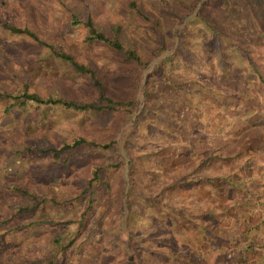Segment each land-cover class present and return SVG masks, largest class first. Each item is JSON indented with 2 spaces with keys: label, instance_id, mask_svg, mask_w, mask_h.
<instances>
[{
  "label": "rangeland",
  "instance_id": "obj_1",
  "mask_svg": "<svg viewBox=\"0 0 264 264\" xmlns=\"http://www.w3.org/2000/svg\"><path fill=\"white\" fill-rule=\"evenodd\" d=\"M128 1L0 0L1 22L29 25L47 40L66 43L78 59L91 60L102 71L108 88L114 92H119L122 82L121 54L99 45L82 44L83 28L69 23V7L76 11L89 9L103 24H122L121 36L127 46L152 43L157 38L152 24H160L162 36L172 42L171 58L162 60L169 52L154 57L140 75L138 109L115 133L116 147L111 151L121 162L116 168L106 166L113 159L109 152L100 155L88 151L85 160L79 158L58 168L51 156L23 151L28 140L46 146L79 133L104 138L112 132L114 112H63L48 128L34 120L27 131L23 114L13 111L0 116V264H68L59 246L70 242L66 253L73 264H159L156 258L161 252L153 248L149 237L137 246L140 227L136 221H148L146 218L156 212L152 209L146 213V209L157 207L151 200L158 198L155 184L160 181L159 171L166 168L161 175L169 181L183 174H177L176 166L181 163L173 158L175 150L180 147L188 152L206 147L192 137L196 133L190 124L194 112L203 109L201 104L194 105L197 94L192 89H202L208 99L215 101L218 88L212 85L231 82L243 86L246 81L242 75L247 70L255 75L252 86L257 89L250 95L242 94L256 104L245 102L243 109L249 114L258 111L254 121L263 124L264 84L256 77L258 72L264 75V0H227L228 4L208 2L204 6L200 0L180 23L164 13L163 6H172L174 0H138L149 18L137 15ZM43 54L44 50L30 37L12 35L0 26V88L12 90L27 82L30 88L66 97L84 98L90 94L92 87L84 78L73 76L54 61L46 62ZM223 69L226 71L218 74ZM221 115L229 118L224 110ZM100 164L103 166L98 178L84 192L92 169ZM14 185L28 188L38 197L53 193L65 203H46L33 211L19 212L26 202L22 194L10 190ZM90 194L89 222L81 229L78 220ZM142 198L150 199L147 205H138L137 200ZM135 222L136 226H129ZM56 237L60 245L55 244Z\"/></svg>",
  "mask_w": 264,
  "mask_h": 264
},
{
  "label": "crops",
  "instance_id": "obj_2",
  "mask_svg": "<svg viewBox=\"0 0 264 264\" xmlns=\"http://www.w3.org/2000/svg\"><path fill=\"white\" fill-rule=\"evenodd\" d=\"M242 76L246 81L243 86L231 82L212 85L218 88L215 101L194 88V105L201 104L203 109L194 112L190 124L196 133L192 137L206 147L175 150L173 158L181 165L174 169L183 174L169 181L161 175L166 168L159 171L160 181L155 184L158 198L151 200L157 207L146 209V213L153 209L155 214L146 218L148 221L129 225L140 227L137 246L146 236L153 248L163 253L158 254L156 263L264 264V121L255 123L258 111L244 112L245 102H256L247 101L242 93L250 95L257 86H252V73L246 70ZM223 110L228 119L221 115ZM139 200L138 205L150 201Z\"/></svg>",
  "mask_w": 264,
  "mask_h": 264
},
{
  "label": "trees",
  "instance_id": "obj_3",
  "mask_svg": "<svg viewBox=\"0 0 264 264\" xmlns=\"http://www.w3.org/2000/svg\"><path fill=\"white\" fill-rule=\"evenodd\" d=\"M199 1L174 0L172 6H163L164 13L170 19H173V21L180 23L196 8ZM208 2L228 4L227 0H203L202 6ZM127 5L137 15L149 18L138 0H129ZM69 10V23L72 26L81 24L83 28L80 39L82 44L99 45L114 53L121 54L120 61L122 64L119 66L122 70V82L119 92L110 90L102 71L91 60L78 59L74 53L67 49L66 43L47 40L32 26L0 21V26L12 35H25L30 37L34 45L44 50L43 59L46 62L54 61V63L58 64V67H61L73 76L84 78L92 87L90 94L84 98L66 97L55 92H41L36 88H30L27 82L12 90L0 88V116H6L13 111L23 114L27 117V121L25 122L27 131V127L29 128L31 122L34 120L40 127L48 128L58 120L63 112H79L83 113V115L114 112V118L111 124L112 132L104 138L96 139L79 133L61 139L58 144H49L46 146L28 140L23 145V151L29 154L51 156L53 163L58 168L69 166V164L74 163L79 158L85 160L84 155L88 154V151H97L100 155H107L109 152L108 156H112L113 159L106 166L110 169L116 168L121 162L120 157L116 158L117 153L111 151L116 147L115 133L118 132L123 123L134 115L138 109L140 75L154 57L169 52L162 60L171 58L170 51L172 42H169V40L162 36L160 24H152L151 29H154L153 33L157 35V38L152 43L145 47L139 46L140 48L136 45L127 46L122 39V24L119 22L103 24L93 17L89 9L76 11L69 7ZM200 10L201 8L197 12V15ZM154 68L155 66L152 67L150 72H153ZM256 78L259 83L264 84L263 74L258 72ZM176 91L178 93L179 90L176 89ZM192 93H195L194 89H192ZM179 99L182 100L180 97ZM102 166L101 164L96 165L92 169V175L89 178L88 185L83 190L84 192L92 187V180L98 178L99 170ZM10 190L13 193L22 194L26 202L25 205H21L18 208L19 212H30L39 206L43 207L46 203L55 206L65 203V200L58 199L53 193L49 192L38 197L25 187L14 185ZM92 199L93 197L90 194L87 207L81 213L80 219L78 220V224L82 227L81 229L87 227L89 222L90 214H88V211L92 208ZM55 242H59L58 237L55 238ZM70 243L63 244L61 249L65 262L67 261L68 264H73L71 255L66 253V249Z\"/></svg>",
  "mask_w": 264,
  "mask_h": 264
}]
</instances>
